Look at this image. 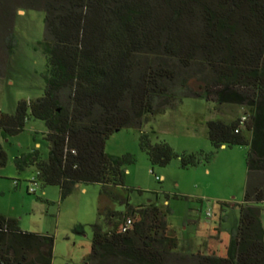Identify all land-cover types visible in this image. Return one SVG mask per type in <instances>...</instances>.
Returning a JSON list of instances; mask_svg holds the SVG:
<instances>
[{
	"label": "trees",
	"instance_id": "1",
	"mask_svg": "<svg viewBox=\"0 0 264 264\" xmlns=\"http://www.w3.org/2000/svg\"><path fill=\"white\" fill-rule=\"evenodd\" d=\"M8 2L0 0V40L8 54L18 43L11 12L21 4L45 12L38 48L47 64L40 97L18 100L13 113L0 109V135L6 141L31 120L44 122L48 157L33 147L15 157L16 170L36 168L29 182L59 187L62 200L78 185L101 186L106 229L93 232L91 264H264V0H19L11 11ZM211 94L247 107L246 115L208 121L214 150L178 153L166 141L154 143L150 133L140 138L153 168L177 158L182 168L196 167L223 146L249 147L239 224L214 227L195 246L169 223V194L168 204L135 206L116 193L133 191L127 166L136 157L108 153L106 144L183 98L211 100ZM8 163L0 140V167ZM108 195L124 210L102 204ZM54 247L53 235L24 230L19 219L0 214V264H53Z\"/></svg>",
	"mask_w": 264,
	"mask_h": 264
},
{
	"label": "rangeland",
	"instance_id": "2",
	"mask_svg": "<svg viewBox=\"0 0 264 264\" xmlns=\"http://www.w3.org/2000/svg\"><path fill=\"white\" fill-rule=\"evenodd\" d=\"M18 2L9 0L10 11ZM10 18L18 43L9 55L3 38L0 40V109L13 113L18 100L37 98L44 93L47 62L38 48L45 34V12L17 4ZM208 98L211 100L183 98L178 107L153 116L141 129L127 128L114 133L106 144L108 153H132L136 157V162L127 166V186L133 191L120 188L116 193L129 195L135 206L152 201L168 204L166 194H169L173 213L168 214V221L183 241L195 246L207 239L214 227L226 231L239 224L249 147L223 146L209 163L196 167L182 168L177 158L165 167L153 168L148 154L140 147V138L142 133H150L154 143L166 141L178 153L214 150L208 121H229L234 113L246 115L247 107L219 103L212 94ZM45 130L44 122L31 120L18 136L5 141L0 135L9 156L8 165L0 167V213L19 219L24 230L53 235V264H91L93 232L96 227L106 229L105 217L99 216L101 186L81 185L62 200L57 186L42 189L35 185L37 192H28L36 168L21 173L16 170L15 157L37 147V142L43 156L48 157L50 144L44 139ZM111 200L109 195L105 196L102 204L124 210L125 205ZM262 208L264 224V204Z\"/></svg>",
	"mask_w": 264,
	"mask_h": 264
},
{
	"label": "built area",
	"instance_id": "3",
	"mask_svg": "<svg viewBox=\"0 0 264 264\" xmlns=\"http://www.w3.org/2000/svg\"><path fill=\"white\" fill-rule=\"evenodd\" d=\"M243 120H246V116L243 117ZM33 179H34V177H33ZM30 185H31V186L28 188V190H29L30 192L36 193V192H37V189H36V187H35L36 184L31 183ZM130 224H131V221L129 220L128 223H127V226L125 227V230H126L127 227L130 226Z\"/></svg>",
	"mask_w": 264,
	"mask_h": 264
},
{
	"label": "crops",
	"instance_id": "4",
	"mask_svg": "<svg viewBox=\"0 0 264 264\" xmlns=\"http://www.w3.org/2000/svg\"><path fill=\"white\" fill-rule=\"evenodd\" d=\"M43 134H44V132H43ZM36 145H37V147H38V146H40V143H39V142H37V144H36ZM79 186H81V185H78L77 187H79ZM77 187H76V188H77ZM82 190H83V191H86L87 189H86V188H83ZM167 203H168V202H167ZM169 205H170V202H169ZM0 214H3V213H0ZM3 215H5V214H3ZM6 216H7V215H6ZM11 217H13V216H11ZM187 223H188V224H191V222H190V221H188ZM184 227H185V226H184Z\"/></svg>",
	"mask_w": 264,
	"mask_h": 264
}]
</instances>
